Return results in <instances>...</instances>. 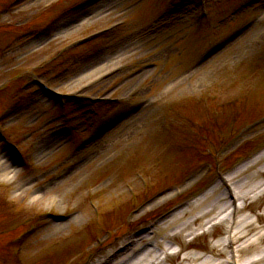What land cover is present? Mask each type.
I'll list each match as a JSON object with an SVG mask.
<instances>
[{"label":"rangeland","instance_id":"1","mask_svg":"<svg viewBox=\"0 0 264 264\" xmlns=\"http://www.w3.org/2000/svg\"><path fill=\"white\" fill-rule=\"evenodd\" d=\"M8 1L0 0V10L8 9ZM245 2L208 0L209 15L202 24L196 20L197 0H90L88 3L84 0H20L13 8L10 4L12 9L7 13L0 14V85L7 83L0 89V111L7 106L15 107L7 123L10 135L3 140L0 134V161L12 167L8 176H4L0 169V195L8 192L11 200L22 204L15 210L12 207L5 209L0 203L1 237H16L35 216L41 229L23 242L20 247L23 253L16 257L0 250V264H44L46 260V264L52 260L51 264H82L88 257L74 262L73 259L79 248L92 245L91 237L85 235L82 228L80 233H76L70 227L76 229L87 224L86 214L91 210V203L99 207L100 214L103 211L105 215L106 212L104 221L110 222L108 224L116 231L115 221L117 218L122 222L127 219L125 213L130 212L132 203L128 210L125 201L111 207L105 203L107 199L104 197L115 196L110 202L119 200L118 195L128 194L125 185L130 183L134 186L133 182L135 178L140 179L139 175L146 179L156 174L151 184L158 181V186H167L160 193L181 186L180 180L187 182L201 170L207 171L204 166L199 168L193 159L197 151L204 148L196 133L200 130L212 132L211 140L215 141L222 133L227 135L229 128L226 125L250 126L254 119L264 116V66L244 70L239 67L247 60L236 59L244 52L249 58L252 45H264V0L248 8L244 7ZM60 11L64 14L54 17ZM246 15L251 20V30L237 37L222 53L217 52L207 61L200 59L205 43L219 39L240 25ZM120 21L126 22L125 28L119 33L118 41L110 40L107 50L91 56L88 61H72L70 71H63L64 76L62 70L52 68L53 74L48 72L42 77L54 90L73 100L70 108L62 110L57 103H48L36 91L34 75L30 71L48 62L79 38ZM202 25L203 30H197ZM42 26H47L48 32L41 29ZM69 54L58 61H64ZM232 61H237V65ZM227 62L229 67L225 69L222 65ZM119 65L124 67L119 74L88 86L89 82L97 78L99 81L103 74ZM85 86L89 90L78 92ZM164 91H169L170 96ZM131 94L136 96L130 102L133 110L139 100L136 111L121 119L117 117L110 132L98 137L91 146L78 148L79 141L87 137L98 123L120 113L116 110L108 112L101 106L95 120L88 115L90 110L84 112L90 109L92 99L101 97L107 102L108 98H118L125 101L124 98ZM172 98V110L166 113L163 107L167 108L169 103L163 99ZM123 108L120 102L117 110ZM153 121L160 124L149 129ZM256 124L252 129L244 130V140L262 135L264 120ZM166 132L167 139L158 143L157 149H152L155 147L152 144L144 147L139 144L146 137ZM241 142L232 143L233 150L225 155L223 168L235 161L229 157ZM169 143L167 156L158 153ZM12 144L17 145L23 154L26 170L18 168L19 160ZM214 145L216 147L218 143L214 142ZM131 148L141 152L124 163ZM220 149L218 146L217 150ZM8 181L7 191L1 185ZM208 181L217 182L214 172L205 174L204 179L187 193L206 191V185H210ZM31 190L35 192L33 199L28 195ZM146 193L140 198H145ZM39 198H43L41 203L37 201ZM135 200L138 201L137 198ZM151 200L146 199L145 202ZM170 202L145 211L141 219L131 223L132 227L151 219L170 206ZM50 203L58 204V207L48 210ZM142 208L144 206L136 208L130 216L135 218L137 215L134 214ZM262 208L264 197L251 210L258 216ZM45 212L54 218L64 219L76 215L81 217V221H43L40 214ZM104 221H94V226H98L93 234L101 233ZM261 221L264 224V218ZM118 226L122 228L123 224ZM1 237L0 244L3 242ZM208 238L203 240L208 243ZM3 257H7L6 262L2 261ZM83 264H90V261Z\"/></svg>","mask_w":264,"mask_h":264},{"label":"bare ground","instance_id":"2","mask_svg":"<svg viewBox=\"0 0 264 264\" xmlns=\"http://www.w3.org/2000/svg\"><path fill=\"white\" fill-rule=\"evenodd\" d=\"M262 159H264V154L237 171V176L231 177L232 182H237V184L241 187V189H235L234 196L232 195L231 198H229V194H221L219 196L220 199L217 200L212 197V194L210 193L204 195L189 207L182 210L176 216L164 222L163 227L155 229L152 232L145 233L142 237L138 236L136 242L133 241L130 246H126V249L124 248L121 251L122 253H120V255H118L116 258L114 257L115 259L113 258L114 261L112 264H117L116 261L119 257L120 259L118 260V263L128 260L129 255L126 254L136 249L138 250L139 247L141 248L144 245L142 242L146 243L135 261H132V259L125 262L124 264H164L162 261V255L167 249L162 245H169V242L165 241L160 243L158 242L157 238L159 236L161 237V235L163 237L166 230H177V232L186 233V235L191 236L193 234L192 231H194L196 227H201L204 224V221L198 224L194 222L196 221L195 216H199L198 218L200 220H208L209 217L213 220L216 216L222 215V223H229L231 229L233 230V234L228 237L227 243H224V240L219 241L218 243L216 242V244L213 246V256L206 257L199 251L191 250L182 261V264H224L217 262V259L226 253V249H229L230 251L233 249L234 252L238 254V252L246 253L248 252V249L252 248L250 252L253 256L264 255V235L261 233V226H259L257 222L253 223L250 219V216H241L240 218L231 222V216L234 211L237 210L236 208L233 211L231 210V208H233V200L235 198H244L247 192L250 189H253L257 183H259L260 177L251 170V167L253 164ZM0 166L4 176L10 175L12 167H10L7 163L2 162V160L0 161ZM254 188H256V186ZM231 201L232 205L229 206ZM79 220L80 218L77 217L76 222ZM56 232L58 231L56 230ZM151 241L157 242V246L162 244L161 251H156V245ZM123 255L125 256L121 257ZM245 264H264V256L258 260H249Z\"/></svg>","mask_w":264,"mask_h":264}]
</instances>
